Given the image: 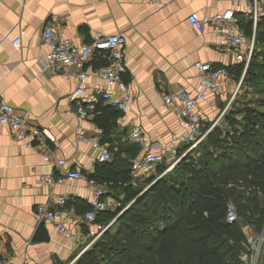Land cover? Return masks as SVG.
<instances>
[{"label": "crops", "instance_id": "1", "mask_svg": "<svg viewBox=\"0 0 264 264\" xmlns=\"http://www.w3.org/2000/svg\"><path fill=\"white\" fill-rule=\"evenodd\" d=\"M226 9L242 18L241 4L235 0H0V97L18 113L26 112L29 122L41 130V139L32 142L34 147L25 146L0 124V261L76 262L90 238L83 209L94 197L89 180L99 154L89 139L97 137L110 152L111 160L131 164L143 153L152 152L161 155L159 164L166 163L171 149H183L178 138L184 128L164 104L162 94L179 86L192 94L198 92L201 85L196 61L230 71V79L222 83L220 91L198 103L203 125L213 119L215 126L225 125L221 119L227 111L219 119L216 116L236 94L241 75L236 76L234 71L240 63L211 26L199 32L188 24L187 16L212 17ZM50 25L76 46L90 43L97 36L125 37L127 72L123 79L132 101L126 112L117 110L108 128L98 126L93 113L96 104L109 105L93 89L103 85L96 70L107 59L94 56L85 64L83 93L73 99L78 86L73 70L52 74L43 69L48 48L39 44L43 30ZM17 37L21 40L19 49L12 45ZM80 105L86 112L83 117L78 113ZM133 126L141 130L142 142L130 140ZM48 152L64 163L56 166L55 161L44 162ZM69 171H78L84 177L54 187L39 181L41 175L59 176ZM150 175L138 180L142 183ZM101 186L104 199L113 198V208H117L116 198ZM51 195L67 197L65 204H55L50 210L59 213L71 234L82 236L80 241L60 234L54 222L40 217L39 207ZM41 222L49 236L47 241L33 239Z\"/></svg>", "mask_w": 264, "mask_h": 264}, {"label": "trees", "instance_id": "2", "mask_svg": "<svg viewBox=\"0 0 264 264\" xmlns=\"http://www.w3.org/2000/svg\"><path fill=\"white\" fill-rule=\"evenodd\" d=\"M242 28L251 34L250 21ZM263 29L260 16L255 46L264 45ZM236 69L240 77L242 64ZM241 83L264 93V49L254 48ZM238 101L223 116V127L214 126L162 175L167 166L158 164L141 183L128 161L97 162L91 179L119 206L96 214L94 224L107 228L74 264H143L147 255L151 264H243L246 234L264 228V99ZM93 113L104 129L118 115L101 102ZM229 205L238 217L232 223L226 221Z\"/></svg>", "mask_w": 264, "mask_h": 264}, {"label": "built area", "instance_id": "3", "mask_svg": "<svg viewBox=\"0 0 264 264\" xmlns=\"http://www.w3.org/2000/svg\"><path fill=\"white\" fill-rule=\"evenodd\" d=\"M241 4L242 18L236 16L232 9H226L223 12L216 13L212 17H199L196 14L187 16L188 24L199 32L204 31L206 25L212 27L213 31L220 37L221 44L235 53V60L242 64L241 80L249 66L251 57L255 48V34L257 21L262 14V8L259 0H235ZM251 22V34L247 35L242 28L244 22ZM21 40L19 37L12 40V45L20 48ZM126 39L122 34H109L97 36L90 43L76 46L58 35V29L50 25L45 28L40 38L39 47H47L48 52L43 58V69L52 74L68 72L72 69L77 79L78 86L73 93V99L78 98L83 93V85L87 79V72L84 66L94 56H103L107 63L96 70V76L103 81V85H95L93 89L110 106L114 107L120 113L128 110L132 101L130 89L123 79L127 72L124 60V47ZM194 67L198 70V79L201 89L192 94L183 86L175 88L171 92L162 94L164 104L168 105L170 112L180 119L184 128V133L178 138L182 146L186 148L178 153L177 149H171L168 154L167 168L160 174H164L175 166L181 158L193 150L207 135V133L216 125V121L204 129L202 118L198 111V103L208 100L209 94L216 95L222 86V83L228 82L230 72L226 67H213L208 62L196 61ZM240 82L238 86L240 85ZM231 98L222 109L221 116L231 105ZM80 117L86 115L84 108L78 107ZM219 119V118H218ZM0 124L7 126L13 138L25 146H32L34 140L41 139V130L29 122L27 113H18L5 99L0 97ZM132 142H142V132L136 126H133L129 133ZM79 139L83 140L82 134ZM89 142L99 151L96 161L98 163L110 161L111 155L107 148L99 142L97 137H92ZM162 157L160 154L145 152L139 158L131 163V171L134 176H147L153 174L154 167L159 164ZM43 160L46 163L55 161L56 166L64 163L61 158L53 159L52 153L44 154ZM78 171H69L63 175H41L39 181L49 187L64 184L71 180L83 178ZM93 186V199L89 202L90 208L84 213V219L88 223L89 240L80 250L82 254L91 243H93L107 228L99 226L93 228L96 214L114 207L113 198L104 199L105 190L95 180L90 179ZM67 197L51 195L46 204L39 207V215L48 221L55 223V229L62 235L74 239L76 242L82 239L81 235L71 234L60 219L57 211H51L50 208L55 204L63 205ZM238 220L235 208L232 205L228 207L226 221L232 223ZM264 228L255 235L247 233L244 242V248L239 253V259L243 264H258L264 258ZM263 255V256H262ZM0 264H13L11 262L0 261ZM20 264H39L37 261L24 262Z\"/></svg>", "mask_w": 264, "mask_h": 264}, {"label": "rangeland", "instance_id": "4", "mask_svg": "<svg viewBox=\"0 0 264 264\" xmlns=\"http://www.w3.org/2000/svg\"><path fill=\"white\" fill-rule=\"evenodd\" d=\"M260 16H264V12L262 11V14L260 15ZM264 30V29H263ZM255 47H257V50H259V49H264V45H257L256 44V46ZM238 84H239V81L237 82V89H236V94L234 93V94H232V96L230 97L231 98V104L233 103V101L235 102V100H239L238 102L240 103L241 101H245L246 102V100H248V102H250V103H256L257 102V100L259 99V98H263L264 99V93H260V94H258V93H255V88L253 89V88H249L247 85H244V84H242V83H240V85H239V87H238ZM234 104V103H233ZM261 109H264V107L263 108H261ZM220 116H221V113H218V115L216 116L217 118H220ZM222 120V119H221ZM214 121H215V119H213L212 121H210V120H206V123L204 124V126H208V124L209 123H214ZM221 122V121H220ZM210 125V124H209ZM219 126V125H218ZM184 147V146H183ZM183 150V149H182ZM192 155H195V156H197L196 155V153H193ZM165 162L166 163H163V165H166L167 166V164H168V159L165 157ZM113 209H115V208H113ZM263 253H264V247H263ZM263 256V255H262ZM143 264H151V262H150V257L147 255V257H146V259H145V261H144V263ZM258 264H264V258H262L259 262H258Z\"/></svg>", "mask_w": 264, "mask_h": 264}, {"label": "water", "instance_id": "5", "mask_svg": "<svg viewBox=\"0 0 264 264\" xmlns=\"http://www.w3.org/2000/svg\"><path fill=\"white\" fill-rule=\"evenodd\" d=\"M241 82H242V80H241ZM33 239L37 240V241H45V240L47 241L49 239V236H48V234L45 230V227H44V222H41L39 224V226L37 227V230H36L35 235L33 236Z\"/></svg>", "mask_w": 264, "mask_h": 264}]
</instances>
